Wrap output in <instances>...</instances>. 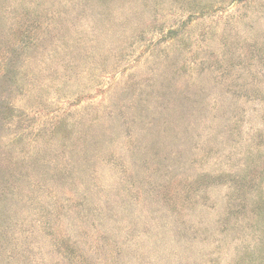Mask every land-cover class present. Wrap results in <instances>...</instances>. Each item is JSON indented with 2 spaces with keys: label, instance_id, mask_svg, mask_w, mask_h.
<instances>
[{
  "label": "rangeland",
  "instance_id": "1",
  "mask_svg": "<svg viewBox=\"0 0 264 264\" xmlns=\"http://www.w3.org/2000/svg\"><path fill=\"white\" fill-rule=\"evenodd\" d=\"M0 264H264V0H0Z\"/></svg>",
  "mask_w": 264,
  "mask_h": 264
}]
</instances>
